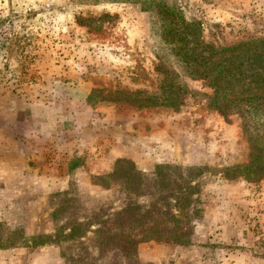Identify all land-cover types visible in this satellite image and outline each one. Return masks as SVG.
<instances>
[{"label": "rangeland", "instance_id": "rangeland-1", "mask_svg": "<svg viewBox=\"0 0 264 264\" xmlns=\"http://www.w3.org/2000/svg\"><path fill=\"white\" fill-rule=\"evenodd\" d=\"M159 2L210 43L264 37V0H0V264H264V180L226 175L242 115ZM127 207L136 243L101 241Z\"/></svg>", "mask_w": 264, "mask_h": 264}, {"label": "trees", "instance_id": "trees-1", "mask_svg": "<svg viewBox=\"0 0 264 264\" xmlns=\"http://www.w3.org/2000/svg\"><path fill=\"white\" fill-rule=\"evenodd\" d=\"M158 5L164 36L172 44L190 75L196 79L208 80L216 93H220L224 99L231 95L221 110L227 106L242 115L244 134L250 146L249 158L244 163L229 167L226 175L244 176L253 182L264 180V37L231 45H216L206 41L200 24L186 19L176 6L165 2H159ZM215 56L219 57L214 59ZM139 92L141 91L136 93ZM129 162L124 157L118 158L112 175L115 176L121 170L120 167L123 164L128 166ZM132 173L130 170L126 175L129 177ZM129 208L120 212L118 220L123 231L128 228L132 231L123 235L114 231V234L104 235L101 241L119 239L124 244L136 243L132 232L141 218L137 219L132 215ZM166 228L169 227L157 229L155 224L149 225L152 234ZM80 231L83 230L74 227L68 237L76 236Z\"/></svg>", "mask_w": 264, "mask_h": 264}]
</instances>
